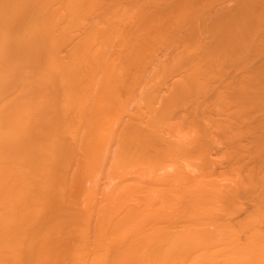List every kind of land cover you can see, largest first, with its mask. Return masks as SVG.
I'll return each mask as SVG.
<instances>
[{"label":"bare ground","instance_id":"1","mask_svg":"<svg viewBox=\"0 0 264 264\" xmlns=\"http://www.w3.org/2000/svg\"><path fill=\"white\" fill-rule=\"evenodd\" d=\"M226 207L264 221V0H0V264H264Z\"/></svg>","mask_w":264,"mask_h":264},{"label":"rangeland","instance_id":"2","mask_svg":"<svg viewBox=\"0 0 264 264\" xmlns=\"http://www.w3.org/2000/svg\"><path fill=\"white\" fill-rule=\"evenodd\" d=\"M221 2H223V3H226V0H221ZM228 207H226L225 209L224 208H222V210H226V212H229L230 210V212H232V211H234V212H232L233 214H231V216H233L232 218L233 219H229L228 221H227V224L228 225H230L231 224V226H235V227H238L239 226V228L240 229H242V227L245 229L244 231H249V230H251V229H258V230H261L262 228H264L263 226H264V221H259V224L256 222V224L255 223H253L252 222V224H251V222L249 223V222H244V217L247 215V213H250L251 215H253V214H255V211H254V209L252 208V207H249V209L248 208H239V209H233L232 207H230V208H228ZM230 209V210H229ZM222 210H221V212H222ZM235 210H237V211H235ZM264 210V209H263ZM252 211H254V213L252 214L251 212ZM224 212V211H223ZM257 213V212H256ZM238 217V218H237ZM235 219H236V221H235ZM238 219H240L239 221H238ZM263 220V219H262ZM244 223H243V222ZM232 222H233V224H232ZM241 222V224H239ZM260 222H262V223H260ZM247 223H249V224H251L250 226H249V224H247ZM235 224V225H234ZM238 224V225H237ZM244 224V225H243ZM246 224H247V226H246ZM254 224V225H253ZM262 224V225H261ZM241 225V226H240ZM257 225V226H256ZM246 226V227H245ZM261 227V229H259V227ZM253 227H255V228H253ZM249 229V230H248ZM263 230V229H262ZM243 235V234H242ZM243 238V237H242ZM241 238V239H242ZM241 241H243V239L241 240Z\"/></svg>","mask_w":264,"mask_h":264}]
</instances>
